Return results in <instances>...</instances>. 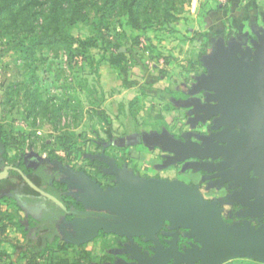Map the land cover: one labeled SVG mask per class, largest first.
Masks as SVG:
<instances>
[{
  "label": "rangeland",
  "instance_id": "374dc122",
  "mask_svg": "<svg viewBox=\"0 0 264 264\" xmlns=\"http://www.w3.org/2000/svg\"><path fill=\"white\" fill-rule=\"evenodd\" d=\"M91 2L90 22L67 30L75 39L95 38L85 54L72 57L52 47L25 58L19 44L25 34L15 36L0 26V157L14 163L35 152L87 166L88 154L108 142L110 154L141 174L153 169L163 178L189 180L185 167L161 168V152L148 138L190 129L183 90L208 73L218 37L235 42L264 30V0H176L170 15L162 1L152 0L136 23L127 10L97 13ZM46 11L45 4L34 7L36 23ZM29 90L43 101L35 112ZM69 130L82 134L71 151L58 144ZM13 211L0 202V262L102 264L119 244L114 236L101 235L80 246L58 242L39 251L34 231L25 230Z\"/></svg>",
  "mask_w": 264,
  "mask_h": 264
},
{
  "label": "water",
  "instance_id": "95a60500",
  "mask_svg": "<svg viewBox=\"0 0 264 264\" xmlns=\"http://www.w3.org/2000/svg\"><path fill=\"white\" fill-rule=\"evenodd\" d=\"M252 43L253 47L243 48L234 41L227 45L225 38L219 37L208 62V73L198 78L190 90L191 94L208 92L205 103L199 98L189 101L197 118L215 117L216 128L230 124V128L225 127L215 135L218 142H228L227 146L205 153L206 148L189 136L183 140L167 132L152 134L148 143L169 153L165 165L191 158H227L231 156L227 149L232 144L243 148L262 147L263 153L245 156L260 157V166L255 165L254 169L260 176L256 182L264 193V30L257 33ZM99 158L109 166L108 171L116 176L118 185L103 190L86 175L93 188L84 197L86 206L106 213L95 212L93 216L73 221L74 234L67 238L69 242L86 244L100 231L127 237L129 242L122 252L129 254L133 262L119 260L115 264H169L171 261L173 264H225L238 258L264 263V223L258 227L249 221L230 224L223 218L218 201L206 199L198 185L135 174L127 165L119 168L104 152ZM187 165L194 170H213L206 163L196 161ZM5 174H0V180ZM259 205L264 213V200ZM166 222L175 231L168 233L173 236L168 247L158 237ZM181 229H185V237L193 239L183 251L177 244ZM140 236L153 243L152 255L135 242V237Z\"/></svg>",
  "mask_w": 264,
  "mask_h": 264
},
{
  "label": "flooded vegetation",
  "instance_id": "af4514ba",
  "mask_svg": "<svg viewBox=\"0 0 264 264\" xmlns=\"http://www.w3.org/2000/svg\"><path fill=\"white\" fill-rule=\"evenodd\" d=\"M255 38L257 36L248 35L243 40H235V42L240 43L243 48L253 47L252 40ZM225 42L227 45L230 43L226 39ZM240 54L239 51L238 55ZM193 85L183 90L186 96L181 99L182 104L188 109L190 129L177 135L176 138L186 140L189 136L192 141L206 148L205 153L218 146H227L228 142H218L215 135L225 127L230 128V124L216 128L215 117L206 120L197 118L198 115L194 112L193 106L189 105V101L192 98H199L202 103H205L208 92L201 90L191 94ZM235 129L240 130L239 127ZM101 146L102 149L99 152L88 154L90 161L87 166L69 164L59 157H49L35 152L24 154L14 163L0 157V174H5L8 168L5 178L0 180V202L12 207L14 210L12 213L19 217L20 224L25 230L34 231L38 242L47 238L49 245L60 242L66 246H80L67 240L74 234L72 222L93 216L92 213L95 212L106 213L86 206L84 197L93 191L86 180V175L96 181L103 190L118 185L116 176L108 171L109 166L99 158L103 152L113 158L119 168L122 169L127 165L135 174L151 177L141 174L129 162L110 154L108 152L110 143L103 142ZM158 149L162 156L159 163L161 168L175 165L185 167V175H188L189 180L183 182L198 185L206 199L218 201L223 218L228 223L249 221L256 227L264 223V213L259 205L264 200V193L256 182L260 176L255 174L254 169L255 165L260 166V157L245 156L263 153L262 147L243 148L232 144L227 149L231 156L227 158H191L168 165H165V162L169 153L159 147ZM240 154L242 156H239ZM194 161L206 163L213 170H194L187 165L188 162ZM154 177H160L159 173L156 172ZM169 225V222H166L158 234L159 240L165 247L169 246L168 241L173 238L168 233L175 232L169 228ZM184 232L185 229H181L177 239L180 251H183L185 247L189 248L193 242V239L183 235ZM101 235H112L119 242L117 247L110 250V258L102 264H115L119 260L133 262L129 254L122 252L129 242L127 237L104 231H100L97 237ZM135 242L142 247L143 251L148 250L151 255L153 254L152 242L145 241L142 236L135 237ZM169 264H173V261Z\"/></svg>",
  "mask_w": 264,
  "mask_h": 264
},
{
  "label": "trees",
  "instance_id": "16d2710c",
  "mask_svg": "<svg viewBox=\"0 0 264 264\" xmlns=\"http://www.w3.org/2000/svg\"><path fill=\"white\" fill-rule=\"evenodd\" d=\"M92 1V2H91ZM152 0H105L99 5V0H0V26L3 29L13 31L15 36L25 34L19 44L21 52L25 58L28 56H36L40 49L44 48H63L70 56L75 54H85L91 46L95 44V38L90 37L86 40L75 39L67 30L78 23H89L90 12L88 5L92 3V7L96 8L97 13L102 8L111 10H127L132 23H136L137 18L143 14L144 7ZM163 2V10L170 15L171 10L176 9V0H156ZM47 5V11L39 17H32V10L38 5ZM36 21V22H35ZM101 18L99 24H101ZM98 23L94 26L99 27ZM79 44L75 46V42ZM28 43V44H26ZM33 83L36 82V76H32ZM31 100L32 111L35 112L43 106V101L39 98L37 92L30 91L27 93ZM49 99L48 102H52ZM47 104V103H46ZM63 104L56 109L58 113ZM82 139V134L75 131H66L58 137L60 147L71 151L76 148ZM5 146L6 144H2ZM1 233V230H0ZM39 251H46L49 246V240L43 239L38 242ZM0 264H14L13 262H0ZM34 264H38L35 262ZM80 264V263H79ZM94 264V263H90ZM225 264H264L262 262L248 259L238 258Z\"/></svg>",
  "mask_w": 264,
  "mask_h": 264
},
{
  "label": "crops",
  "instance_id": "0c3cea01",
  "mask_svg": "<svg viewBox=\"0 0 264 264\" xmlns=\"http://www.w3.org/2000/svg\"><path fill=\"white\" fill-rule=\"evenodd\" d=\"M146 175L154 176L156 175V172L153 169H148V172L146 173Z\"/></svg>",
  "mask_w": 264,
  "mask_h": 264
}]
</instances>
